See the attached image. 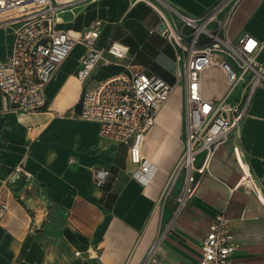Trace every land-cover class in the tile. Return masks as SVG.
Instances as JSON below:
<instances>
[{
  "label": "crops",
  "instance_id": "obj_1",
  "mask_svg": "<svg viewBox=\"0 0 264 264\" xmlns=\"http://www.w3.org/2000/svg\"><path fill=\"white\" fill-rule=\"evenodd\" d=\"M166 1L196 15L217 0ZM152 10L143 1L78 0L62 13L60 25L79 30L94 18L102 19L99 45L120 41L129 52L122 63H143L175 84V47L150 32L159 22ZM246 32L263 44L258 60L264 62V0H242L236 8L227 34L237 39ZM13 38L12 27L0 25V58L11 52ZM85 53L86 46L77 43L54 71L40 111L13 110L0 91V207L8 206L5 212L0 208V264H198L208 226L220 214L230 219L235 235L232 263L264 264V87L255 90L241 131V146L263 198L235 187L241 172L230 139L218 148L211 172L173 222L169 218L182 179L166 199L164 193L184 151L182 87H175L146 133L142 152L157 170L143 183L132 174L136 165L130 160L131 139L102 135L98 122L79 115L84 85L96 86L124 68L96 81L99 65L82 82L77 70ZM228 89L220 66L205 69L206 97L222 99ZM16 166L32 175L24 177L27 183L8 182L6 175ZM94 168L109 170L100 185L92 183Z\"/></svg>",
  "mask_w": 264,
  "mask_h": 264
},
{
  "label": "built area",
  "instance_id": "obj_2",
  "mask_svg": "<svg viewBox=\"0 0 264 264\" xmlns=\"http://www.w3.org/2000/svg\"><path fill=\"white\" fill-rule=\"evenodd\" d=\"M76 1L0 0V25L11 26L14 32L11 52L0 58V91L7 105L23 113L44 109L45 87L54 71L77 43H83L86 53L77 70L82 82L99 65L124 68L101 79L96 86L84 85L78 101L79 115L98 122L102 135L131 139L130 160L136 165L132 174L143 183L149 182L157 170L142 152L146 133L175 87H182L184 151L164 193L166 199L182 179L174 215L193 196L202 178L211 172L218 148L230 139L241 172L235 187L247 188L263 198L241 146L242 124L251 99L258 87H264V62L258 60L263 44L247 32L237 39L227 34L242 0H217L196 15L183 12L166 0H131L146 2L153 8L159 22L150 32L159 33L174 45L175 84L151 72L143 63L133 60L122 63L129 52L120 41L99 45L102 19L94 18L79 30L59 26L62 13ZM212 65L220 66L226 75L229 89L222 99L204 95L203 73ZM14 171L27 179L31 177L21 166H16ZM108 174L107 168H94L92 183L102 184ZM0 208L5 212L8 206L2 203ZM229 223L230 219L223 214L210 222L198 264H233L230 258L237 244ZM80 253L75 251L77 255Z\"/></svg>",
  "mask_w": 264,
  "mask_h": 264
},
{
  "label": "rangeland",
  "instance_id": "obj_3",
  "mask_svg": "<svg viewBox=\"0 0 264 264\" xmlns=\"http://www.w3.org/2000/svg\"><path fill=\"white\" fill-rule=\"evenodd\" d=\"M68 6L71 7V4L68 5ZM151 15H152L153 17H156V16H157V14H156V12H154V10H152ZM69 25H70V24H69ZM59 26H66V24L59 25ZM119 68H120V67H119V66H116V65H109V66H105V68H102V69H100V70L98 69V70H96V73H95V80L98 81L99 79H101V78H103V77H105V76L111 74L114 70H117V69H119ZM163 76H164V75H163ZM176 89L179 91V90L181 89V87H180V86H177ZM6 176H7V178H8V182H9V183H12V184H13V183H15V181H20V182H22V183H27V182L24 180V176H23L22 173H18V172H15V171H9V172L7 173ZM177 206H178V202H177V199L175 198L174 210H173V213L171 214V216H170V218H169V221H170V220L173 221L172 218H174V217H173V216H174V211L176 210ZM181 209H182V208H181ZM177 215H178V214H177ZM176 217H177V216H176ZM176 217H175V219H176ZM175 219H174V220H175ZM172 221H171V222H172ZM171 222H169L168 224H166L165 228L161 231V233H160V235H159L158 238H162V237L165 235L167 229H168L169 226L171 225ZM173 222H174V221H173Z\"/></svg>",
  "mask_w": 264,
  "mask_h": 264
},
{
  "label": "bare ground",
  "instance_id": "obj_4",
  "mask_svg": "<svg viewBox=\"0 0 264 264\" xmlns=\"http://www.w3.org/2000/svg\"><path fill=\"white\" fill-rule=\"evenodd\" d=\"M30 176H32V175H30ZM182 203H183V201H182ZM182 203H181V204H182ZM180 208H181V206L179 207V209L177 210L176 214H175L173 217H176V215L178 214V211L180 210ZM160 239H161V238H158V239H157V243H156V244H158V241H159ZM152 251H153V250H152Z\"/></svg>",
  "mask_w": 264,
  "mask_h": 264
},
{
  "label": "water",
  "instance_id": "obj_5",
  "mask_svg": "<svg viewBox=\"0 0 264 264\" xmlns=\"http://www.w3.org/2000/svg\"><path fill=\"white\" fill-rule=\"evenodd\" d=\"M160 26L162 27V24Z\"/></svg>",
  "mask_w": 264,
  "mask_h": 264
}]
</instances>
